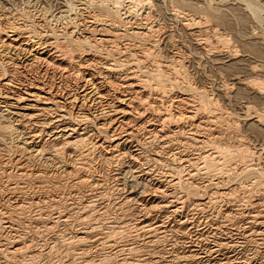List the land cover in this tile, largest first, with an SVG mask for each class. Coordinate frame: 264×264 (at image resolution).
Returning a JSON list of instances; mask_svg holds the SVG:
<instances>
[{
    "label": "rangeland",
    "instance_id": "374dc122",
    "mask_svg": "<svg viewBox=\"0 0 264 264\" xmlns=\"http://www.w3.org/2000/svg\"><path fill=\"white\" fill-rule=\"evenodd\" d=\"M101 1L0 0L23 42L39 24L95 46L70 52L61 36L68 55L18 71L47 85L39 108L52 86L59 105L78 92L76 118L50 99L26 109L25 94L8 109L0 88V264H264V0H151L124 15L142 39L99 25ZM73 131L86 141L68 145Z\"/></svg>",
    "mask_w": 264,
    "mask_h": 264
},
{
    "label": "bare ground",
    "instance_id": "6f19581e",
    "mask_svg": "<svg viewBox=\"0 0 264 264\" xmlns=\"http://www.w3.org/2000/svg\"><path fill=\"white\" fill-rule=\"evenodd\" d=\"M100 1V0H99ZM106 1V3L104 4V2ZM129 1V0H128ZM131 1V0H130ZM128 2L129 3V5H131V8L130 7H128V6H126L125 5V1H123V0H103V1H101V6L103 7H101V6H99V7H101V14H100V18L99 19H96L95 21H97L98 22V24L99 25H102V26H105V27H108V28H111V30H112V32H114V33H116V35H118L119 33H117V32H121L122 33V35L124 36V37H133V38H137V39H142V37L144 36H147V35H149V34H145V33H143L144 35L142 36L136 29H138L139 27L138 26H136L135 25V27H132V29H131V27L130 26H127V21H124V18H126V17H128V16H124L125 14H127V11L129 12V14H132V15H135V19H136V17H140L141 16V14L140 13H143V12H140L139 13V10L143 7V6H148V5H150V3H152V2H150L151 0H132L131 2ZM253 4V3H252ZM140 6V7H139ZM255 6V5H254ZM98 7V6H97ZM98 7V8H99ZM127 7V8H126ZM126 8V9H125ZM133 8V9H132ZM143 9V8H142ZM20 10V9H19ZM123 10H124V12H123ZM143 11V10H142ZM15 12V11H14ZM24 12V11H23ZM27 12V11H26ZM11 13V12H10ZM148 13V12H147ZM1 14V13H0ZM14 14V13H13ZM27 14V13H26ZM30 14V13H29ZM129 14H127V15H129ZM23 15V14H22ZM143 15V14H142ZM148 15V14H147ZM147 15L144 17V19L145 18H147ZM12 16V15H11ZM27 16V15H26ZM76 16V15H75ZM10 18V17H9ZM13 18V17H12ZM12 18H11V20H12ZM19 18V17H18ZM23 18V17H22ZM33 18V17H32ZM75 18H77V16L76 17H74V19ZM137 18V19H138ZM47 19V18H46ZM34 20V19H33ZM126 20V19H125ZM6 21H8V20H6ZM10 21V20H9ZM26 21V20H25ZM28 21V20H27ZM129 21V20H128ZM147 21V20H146ZM16 22V21H15ZM45 22V21H44ZM137 22V21H136ZM139 22H140V25H141V20H139ZM14 23V22H13ZM47 23V22H46ZM80 23V22H79ZM94 23V22H93ZM132 24L134 23V22H131ZM10 23H8V25H9ZM31 24V23H30ZM33 24V23H32ZM50 24V23H49ZM48 24V25H49ZM129 24V23H128ZM135 24V23H134ZM136 24H138V23H136ZM146 24V23H145ZM10 25H12V23L10 24ZM17 25V24H16ZM22 25V24H21ZM27 25V24H26ZM131 25V24H130ZM144 25V24H143ZM142 25V26H143ZM147 25V24H146ZM145 25V26H146ZM29 26V25H28ZM39 24H37L36 26H33V25H31L30 26V28H31V30H30V28H29V32L32 34V36H36V37H38V39H36L37 40V42L35 43L34 41H32L31 43L29 42H27L26 43V40H29V39H26L25 40V42H23V40H20V38H19V36H15V35H13V34H9V33H13V32H15L16 30H18V29H20V26H15V25H12V26H10V28L13 30V31H4V29L5 28H3V26H2V24L0 25V49H1V52H3V54H2V56L3 57H5V58H1L0 57V88L2 87V89L3 90H6L7 92H10L11 91V95L13 96V98H10L9 97V95H7V93L5 94L4 93V96H3V99H5V100H3V101H5V102H3V103H5V107L6 108H13V107H16L17 106V104L19 103V102H21V100H22V98H24L23 97V94H25V95H29V96H31V97H33V102L35 103V104H32V105H27V107H26V105H25V107L24 108H29V110H31V108H34V107H37V108H39L38 106H37V104H38V102L40 101H44V99H43V97H41L40 96V93H44L43 91H46L47 90V88H46V84H43L42 82H26L27 84H24V83H21L22 82V79H23V77L24 78H27V77H25V76H23V77H21L20 79H19V74H18V71H19V69H25V71L27 70L28 72L29 71H31L32 69H34L36 66L38 67L39 65H40V63H42V64H50L51 66H52V64H55V62H56V60L57 59H55L54 60V58L56 57V55H55V53L56 52H63L64 54L66 53L67 54V52H64L63 50H62V47H61V42H59V38L61 37V36H63V38L64 39H66L67 41H66V43H67V45L65 44V46L68 48V50L70 51V52H72V51H74V50H76V51H80V52H83V49L84 48H93L94 49V45L92 44V35H93V32H92V35H90V36H84V35H82V34H78L77 36H73V33H74V30L72 31L71 30V32H61V30L60 31H57L55 28H50V31H45L44 29L42 30L41 29V27L43 28L44 26H41L40 28H39ZM74 26V25H73ZM133 26V25H132ZM6 27V26H5ZM23 27V26H22ZM58 27V26H57ZM65 27V26H64ZM90 27V26H89ZM138 27V28H137ZM37 28L39 29V31L37 30ZM98 28V27H97ZM104 28V27H103ZM136 28V29H135ZM141 28V27H140ZM139 28V29H140ZM144 28H147L148 30H150L151 31V29H150V27H143V29ZM136 31H135V30ZM7 30V29H6ZM9 30V29H8ZM70 30V29H69ZM101 30V29H100ZM107 30H110V29H107ZM110 30V31H111ZM153 30V29H152ZM20 31V30H19ZM18 31V32H19ZM66 31V30H65ZM84 31V30H83ZM91 31V30H90ZM94 31V30H93ZM104 31H105V28H104ZM109 31V32H110ZM142 31V30H141ZM17 32V33H18ZM28 32V31H27ZM102 32V31H101ZM154 32V31H153ZM16 33V35H19V34H17ZM20 33V32H19ZM91 33V32H90ZM114 33H111L112 35L114 34ZM147 33V32H146ZM151 33V32H150ZM28 34V33H27ZM30 34V35H31ZM89 34V33H88ZM106 34V33H105ZM100 35V34H99ZM121 35V34H120ZM29 36V35H28ZM32 36H29V37H32ZM102 36H104V35H102ZM106 36V35H105ZM21 37H22V35H21ZM26 37V36H25ZM44 37H48V38H51V39H53L52 40V42H46L47 40H45V39H43L42 40V38H44ZM98 37V36H97ZM115 37V36H114ZM143 37V38H144ZM23 38V37H22ZM21 38V39H22ZM130 38V39H131ZM146 38V37H145ZM24 39V38H23ZM33 39V38H32ZM34 39V40H35ZM99 39V38H98ZM104 39V38H103ZM102 39V40H103ZM40 40H42V41H40ZM63 40V39H62ZM101 40V39H100ZM104 40H106V39H104ZM114 40H116V39H114ZM136 40V39H135ZM94 41H95V39L93 40V43H94ZM98 42H99V40H97ZM107 41V40H106ZM113 41V40H112ZM132 41V40H131ZM98 42H96V43H98ZM101 42V41H100ZM100 42H99V44H100ZM139 42V41H138ZM64 43V42H63ZM103 43V42H102ZM35 44H36V47L34 48V46H35ZM64 45V44H63ZM154 45V44H153ZM96 46H97V44H96ZM99 46V45H98ZM25 47H27V48H25ZM48 47H51L50 49H48ZM96 49V48H95ZM51 50H53V52H51ZM65 50V49H64ZM85 50V49H84ZM87 50V49H86ZM89 51V50H88ZM21 52H24L23 54H24V56L23 57H20V55H21ZM110 52V51H109ZM62 53V54H63ZM125 53V52H124ZM63 54V55H64ZM65 54V55H66ZM83 54V53H82ZM84 54H85V52H84ZM26 55V56H25ZM68 55V54H67ZM86 55V54H85ZM112 55V54H111ZM156 55V54H155ZM0 56H1V54H0ZM57 56H59V55H57ZM110 56V55H109ZM25 57V58H24ZM71 58V57H70ZM118 58V57H117ZM61 60V59H60ZM88 60V59H87ZM117 61H118V59H117ZM122 62V61H121ZM167 62V61H166ZM171 62H173L174 63V60L173 61H171ZM177 62V61H176ZM178 63H180V62H178ZM177 63V64H178ZM57 64V63H56ZM169 64V63H168ZM49 65V66H50ZM173 65V64H172ZM171 65V66H172ZM57 66H58V64H57ZM60 66V65H59ZM54 67H56L55 65H54ZM53 67V68H54ZM66 67V66H65ZM167 67V66H166ZM173 67V66H172ZM180 67V66H179ZM41 68V67H40ZM58 69H59V67H58ZM42 70V69H41ZM55 70V69H54ZM65 70V69H64ZM113 70V69H112ZM24 71V72H25ZM181 71V70H180ZM23 72V71H22ZM56 72V71H55ZM178 72V71H177ZM21 73V72H20ZM32 73V72H31ZM34 73H37V72H34ZM39 73V72H38ZM67 73H69V72H67ZM22 74V73H21ZM44 73H42V75H43ZM153 74V73H152ZM29 75H31V74H29ZM38 75V74H37ZM75 75V74H74ZM149 75V74H148ZM185 75V74H184ZM187 75V74H186ZM79 76V75H78ZM42 77V76H41ZM52 77V76H51ZM60 77V76H59ZM155 78L154 80H156L158 83H157V86L159 87H161L162 89H164L165 88V90H167L166 88L167 87H164V85L163 84H161V83H159V81L161 82V78L163 77V74L160 72V70H158L157 68L155 69V71H154V74L152 75V77H151V75H150V78ZM125 78V77H124ZM149 78V77H148ZM173 78V77H172ZM19 79V80H18ZM30 79V78H29ZM90 79V78H89ZM164 79V78H163ZM183 79V78H182ZM50 80V79H49ZM24 81H26V80H24ZM38 81V80H37ZM82 81V80H81ZM169 81V80H168ZM46 82V81H45ZM44 82V83H45ZM85 82H86V80H85ZM90 82H91V80H90ZM189 82V81H188ZM254 82V81H253ZM168 83H170V82H168ZM173 83V82H172ZM179 83V82H178ZM190 83V82H189ZM50 84V83H49ZM94 84V83H93ZM46 85V86H45ZM175 85V84H174ZM188 85V84H187ZM248 85V84H247ZM246 85V86H247ZM57 86V85H56ZM95 86V85H94ZM51 87V86H50ZM85 87V86H84ZM100 87V86H99ZM129 87H130V84H129ZM189 88H190V86H188ZM55 89H56V87H54ZM161 88H160V91H161ZM188 88V89H189ZM192 88V87H191ZM190 88V89H191ZM22 89H23V91H22ZM51 89V88H50ZM52 89H53V86H52ZM51 89V90H52ZM97 89V88H96ZM51 90H48L47 91V95H49V98L48 99H50V101H51V103L48 101V99H46L45 98V100H47L46 101V104L47 103H50L51 105H54V106H59V107H62V108H65V106L66 107H68L66 110L67 111H65L66 112V114H68V116H73L74 115V118H76L75 117V114H77V112H75V110L78 108V110H76V111H79V110H82L83 108V105L81 104V109H79V106L77 105V102L79 103L81 100H80V98H79V96H78V92L77 93H73L72 94V96L71 97H66V98H64L65 100H68V102L67 103H62V101H61V103H62V105L60 104L59 105V103H60V99H59V101L56 99L57 97H59L57 94V97L55 96V97H53V93H52V95H51ZM62 90V89H61ZM76 90V89H75ZM74 90V91H75ZM157 90H159V89H157ZM186 90H187V88H186ZM204 90V89H203ZM202 90V91H203ZM56 91H57V89H56ZM93 91V90H92ZM163 91V90H162ZM185 91V90H184ZM72 92H73V90H72ZM97 92H98V90H97ZM135 92V91H134ZM166 92V91H165ZM165 92H162V93H165ZM57 93H59V92H57ZM71 93V92H70ZM167 93V92H166ZM95 94H96V92H95ZM200 94V93H199ZM211 94V93H210ZM10 95V96H11ZM65 95V94H64ZM79 95H80V93H79ZM83 95V94H82ZM81 95V96H82ZM88 95V94H87ZM87 95H85L84 94V96H87ZM204 95V94H203ZM203 95H202V92H201V98L203 99ZM43 96V95H42ZM63 96V95H62ZM101 95H98L97 97H98V99H99V97H100ZM207 96H209V95H207ZM61 97V96H60ZM90 97V96H89ZM200 97V96H199ZM210 97V96H209ZM26 98V97H25ZM101 98V97H100ZM8 99V100H7ZM9 99L10 100H15V101H13L14 103H12V102H10L9 101ZM64 99H62L63 101H65ZM85 98H82V100H84ZM87 99V98H86ZM205 99H207V98H205ZM88 100H90V99H87V101ZM93 100V99H92ZM133 100V99H132ZM210 100V99H209ZM208 99L207 100H204V101H201V103L203 104L202 105V107H205V108H207V109H209L208 107L209 106H207V105H210L211 103H212V101H209ZM122 101L123 100H119V99H117L116 100V103H117V107H118V110H116L117 112L119 111V109L121 108V104H122ZM148 101V100H147ZM82 102V101H81ZM85 102V101H84ZM129 102H131V101H129ZM137 102V101H136ZM139 102V101H138ZM45 103V102H44ZM43 102H42V104H44ZM115 103V102H114ZM205 103V104H204ZM207 103V104H206ZM46 104H44L43 106H41L40 108H39V111H46L48 108L46 107V106H48V105H46ZM218 104V103H217ZM113 105V104H112ZM125 105V104H124ZM127 105V104H126ZM114 106H115V104H114ZM55 107V108H56ZM59 107H57V108H59ZM120 107V108H119ZM54 108V109H55ZM109 108V107H108ZM115 108V107H114ZM136 108V107H135ZM3 109V108H2ZM52 108H50V110H51ZM122 109H124V108H122ZM121 109V110H122ZM214 109V108H213ZM24 110V109H23ZM59 110V109H58ZM60 110H62L63 111V109H60ZM85 110H87V109H85ZM120 110V111H121ZM7 111V110H6ZM42 111V112H43ZM56 111V110H55ZM61 111V112H62ZM83 111V110H82ZM112 111V110H111ZM114 111V110H113ZM119 111V112H120ZM125 111H126V109H125ZM124 110H122V114L125 112ZM9 112V111H8ZM21 112V111H20ZM64 112V111H63ZM108 112H109V110H108ZM118 112V113H119ZM127 112V111H126ZM190 112V111H189ZM209 112V111H208ZM47 113V112H46ZM53 113H55L54 111H53ZM84 113V112H83ZM101 113V112H100ZM115 113V112H114ZM143 113V112H142ZM15 114H17V115H19L20 116V114L19 113H15ZM38 114V113H37ZM45 114V113H44ZM47 114H49V113H47ZM80 114V113H79ZM85 114V113H84ZM92 114V113H91ZM103 114V113H102ZM106 114H107V112H106ZM172 113H169L168 115H167V118L166 119H168V118H171L172 117V115H171ZM101 115V114H100ZM108 115H109V113H108ZM111 115V114H110ZM109 115V116H110ZM123 115H125V114H123ZM178 115H179V113H178ZM188 115V113L186 112L184 115H182V118H183V116L184 117H188L187 116ZM24 116V115H23ZM42 116V115H41ZM51 116V115H50ZM92 116H96V115H92ZM103 116V115H102ZM106 116V115H105ZM126 116V115H125ZM141 116V115H140ZM259 116V115H258ZM26 117V116H25ZM30 117H34V116H30ZM60 117V116H59ZM69 117V118H70ZM83 117H86L87 118V115L85 114ZM190 117V116H189ZM192 117V116H191ZM15 118V117H14ZM68 118V119H69ZM72 118V117H71ZM128 118V117H127ZM164 118V119H165ZM8 119V118H7ZM21 119V118H20ZM29 119V118H28ZM67 119V120H68ZM161 119H163V118H161ZM187 119V118H186ZM189 119V118H188ZM260 119H261V117H260ZM33 120V119H32ZM73 120V119H72ZM80 120V119H79ZM97 120V119H96ZM139 120V119H138ZM262 120V119H261ZM17 121V120H16ZM57 121V120H56ZM137 121V120H136ZM164 121H166V120H164ZM163 121V122H164ZM212 121V120H211ZM85 122V121H84ZM90 122V121H89ZM216 122V121H215ZM22 123V122H21ZM109 123V122H108ZM166 123V122H165ZM216 123H218V122H216ZM58 126V125H57ZM109 126V125H108ZM45 127V126H44ZM111 127V126H110ZM57 128V127H56ZM101 129V128H100ZM113 129V128H112ZM62 130V129H61ZM54 131V130H53ZM52 131V132H53ZM72 131V130H71ZM111 131V130H110ZM155 131V130H154ZM175 131V130H174ZM65 132V131H64ZM106 132V131H105ZM108 132V131H107ZM113 132H115V130L113 131ZM169 132V131H168ZM191 132V131H190ZM53 133H55V132H53ZM59 133H60V131H59ZM132 133V132H131ZM130 132H128L127 133V135L126 136H128V137H130L132 134H131ZM156 133V132H155ZM167 133V132H166ZM85 134V133H84ZM114 134V133H113ZM164 134V133H163ZM56 136V135H55ZM107 136V135H106ZM109 136H111V134L109 135ZM154 136V135H153ZM118 137V136H117ZM116 137V138H117ZM190 137V136H189ZM207 137V136H206ZM110 138V137H109ZM114 138V137H113ZM115 138V139H116ZM127 138V137H126ZM198 138V137H197ZM92 139V138H91ZM108 139V138H107ZM170 139V138H169ZM209 139V138H208ZM88 140V139H87ZM127 140H129V139H127ZM131 140V139H130ZM136 140V139H135ZM161 140V139H160ZM65 141H66V143L68 144V145H73V146H78V145H80V144H82L84 141H86L85 139H84V135H83V133H82V135L81 134H74V131H73V133L72 132H69V134L68 135H66V138H65ZM64 141V142H65ZM123 141V140H122ZM125 141V140H124ZM156 141V140H155ZM196 141V140H195ZM207 141V140H206ZM121 142V141H120ZM152 142V141H151ZM204 142V141H203ZM26 143V142H25ZM26 145V144H25ZM27 145H28V143H27ZM66 145V144H65ZM68 145H67V147H68ZM118 145H119V142H117V141H115V140H110V142H109V146L112 148V150L113 149H115V148H119L118 147ZM21 148V147H20ZM69 148V147H68ZM163 148V147H162ZM249 148V147H248ZM117 150V149H116ZM151 150V149H150ZM38 151V150H37ZM42 151V150H41ZM149 151V150H148ZM247 151V150H246ZM40 152V151H39ZM248 153H249V151H248ZM247 153V154H248ZM111 154V153H110ZM246 154V153H245ZM216 155V154H215ZM248 155H250V157L253 155L252 154V152H250V154H248ZM247 155V156H248ZM143 156V155H142ZM234 156V155H233ZM242 156H244V155H241V157ZM216 157V156H215ZM240 157V156H239ZM246 159L248 158V157H246V155L244 156ZM244 157H242L241 159H243ZM115 158V157H114ZM147 158V157H146ZM202 158V157H201ZM206 158V157H205ZM203 159V158H202ZM251 159V158H250ZM148 160V159H147ZM222 160H223V158H222ZM248 160V159H247ZM138 161V160H137ZM226 161V160H225ZM189 162V161H188ZM222 162V161H221ZM241 162V161H240ZM248 162V161H247ZM119 163V162H118ZM252 163V162H251ZM182 164V163H181ZM179 165V164H178ZM194 165V164H193ZM196 165V164H195ZM212 165L213 164H211V167H212ZM225 165V164H224ZM203 166V165H202ZM210 166V165H209ZM209 166H208V168H209ZM244 166H245V164H244ZM247 166V165H246ZM180 167H182V165L180 166ZM217 167V166H216ZM72 168V167H71ZM230 168V167H229ZM1 169V168H0ZM211 169V168H210ZM16 170V169H15ZM197 170H199V169H197ZM210 171V170H209ZM249 171V170H248ZM171 172V171H170ZM250 172V171H249ZM248 172V173H249ZM11 173H12V171H11ZM16 173V172H15ZM3 174V173H2ZM9 174V173H8ZM256 174V173H255ZM260 174V173H259ZM257 175V174H256ZM10 176V175H9ZM191 176V175H190ZM83 181V180H82ZM84 182V181H83ZM98 182V181H97ZM180 182V181H179ZM78 183H79V181H78ZM88 183H89V181H88ZM99 183V182H98ZM183 184H184V182H183ZM78 185H80V184H78ZM81 185H82V183H81ZM175 185V184H174ZM196 185V184H195ZM178 186V185H177ZM1 187V186H0ZM97 187V186H96ZM182 187V186H181ZM185 187V186H184ZM10 188H12V187H10ZM94 188V187H93ZM198 188H199V186H198ZM13 189H14V187H13ZM20 189V188H19ZM92 189V188H91ZM194 189H195V187H194ZM6 190V189H5ZM10 190V189H9ZM187 190V189H186ZM3 191V190H2ZM107 191V190H106ZM163 191V190H162ZM184 191V190H183ZM217 191V190H216ZM191 192V191H190ZM218 192V191H217ZM161 193V192H160ZM164 193V192H163ZM216 193V192H215ZM219 193V192H218ZM107 194V193H106ZM111 194H112V192H111ZM217 194V193H216ZM1 195V194H0ZM165 196V195H164ZM193 196V195H192ZM107 197V196H106ZM95 198V197H94ZM112 198V197H111ZM162 198V197H161ZM165 198V197H164ZM12 199V198H11ZM9 200V199H8ZM95 200V199H94ZM3 201V200H2ZM127 202V201H126ZM10 203V202H9ZM30 203V202H29ZM158 203V202H157ZM159 204V203H158ZM2 205V204H1ZM90 205V204H89ZM18 206V205H17ZM93 206V205H92ZM124 206V205H123ZM154 206V205H153ZM157 206V205H156ZM165 206V205H164ZM109 207V206H108ZM1 208V207H0ZM89 208V207H88ZM152 208V207H151ZM6 209V208H5ZM17 209V208H16ZM4 210V209H3ZM88 210V209H87ZM5 211V210H4ZM13 212V211H12ZM79 212V211H78ZM89 212V211H88ZM4 213V212H3ZM87 213V212H86ZM60 214V213H59ZM95 214V213H94ZM89 215V214H88ZM91 215V214H90ZM8 216V215H7ZM58 216H60V215H58ZM85 216V215H84ZM89 217V216H88ZM12 218V217H11ZM10 219V218H9ZM87 219H89V218H87ZM94 219V218H93ZM84 220V219H83ZM11 221V220H10ZM14 221V220H13ZM93 221V220H92ZM12 222V221H11ZM36 222V221H35ZM89 222H91V221H89ZM81 224V223H80ZM44 225V224H43ZM13 226V225H12ZM262 226V225H261ZM4 227V226H3ZM8 227V226H7ZM11 227V226H10ZM45 227V226H44ZM150 229V228H149ZM153 229V228H152ZM16 237V236H15ZM17 238V237H16ZM11 239V238H10ZM13 239V238H12ZM81 240V239H80ZM102 240V239H101ZM6 241V240H5ZM13 241V240H12ZM10 242V241H9ZM17 242V241H16ZM24 242V241H23ZM11 243V242H10ZM9 244V243H8ZM13 244V243H12ZM24 245V244H23ZM10 246H11V244H10ZM19 248V247H18ZM18 248H16V249H18ZM15 249V250H16ZM24 249V248H23ZM20 250H21V247H20ZM20 250H19V252H20ZM9 252V251H8ZM12 254V253H11ZM243 262V261H242ZM241 262V263H242ZM227 263V262H226ZM225 263V264H226ZM233 263H235V262H233ZM239 263V262H238Z\"/></svg>",
    "mask_w": 264,
    "mask_h": 264
}]
</instances>
